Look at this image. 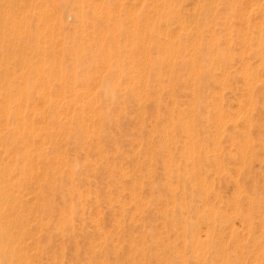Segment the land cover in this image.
Masks as SVG:
<instances>
[{
  "label": "bare ground",
  "instance_id": "1",
  "mask_svg": "<svg viewBox=\"0 0 264 264\" xmlns=\"http://www.w3.org/2000/svg\"><path fill=\"white\" fill-rule=\"evenodd\" d=\"M43 1H45V0H43ZM86 1L87 0H49L48 3L45 4L46 9H44V10L49 9L52 6L53 8L56 9V11H60L68 5H77L76 12L73 13L74 14L73 19L77 23L75 24V28L73 30H74L76 39L79 40V43H78V45H75L73 42L65 40L66 34H63V37H62V39H63V41H62V45H63L62 47L63 48L62 49L63 50L60 54H59V52H57L58 54L56 55V53H54L53 50H51L52 49L51 46H49V47L44 46L43 47V46H41V42L42 41L43 42H45V41H48V42L53 41L54 42V41L59 40V37L57 35L59 33H61L65 28V26L63 24L64 17H62V16L53 17V16H55V14H52V13L51 14L53 16L48 17V16H46L48 14L47 13L48 10L46 12L42 10L43 12L46 13V14L44 13V15L40 18V20L43 23L42 26L43 27L44 26L49 27V30L47 32H45L44 30H43L44 32H41L40 28H42V27H40L39 23H37L35 21V17H33V12L31 11L30 7L27 9L28 12L26 14L25 13L21 14L19 12V10L20 9L22 10L24 7L20 6V4L18 3V0H0V14H1V17H0V72H2V75L4 76V81H3L2 85L0 86V98H1L0 99V113H1L0 114V117H1L0 118V120H1L0 121V144L4 147V150L7 151L11 156H15V157H17L16 160L21 161V164L18 166L19 174L25 172L24 169H25V166L27 163H34L35 165L42 163L44 165V169H43V171H42V173L38 179V180H40L39 189L41 190V195H42V202H40L38 205L42 208V211L44 213H47L48 218L45 221L39 222V223H41L40 227L42 225V228L45 231V233H43V234L41 233L42 235L39 236V242H41L44 246L52 249L53 250V252H52L53 256H49L47 258V260L43 261L41 264H62V262H60V260L65 261L66 257L69 258V264H80V260L82 262L84 261L85 250L81 244H78L77 248L75 247L74 251L72 250V247H73L72 244L74 243V240L76 239V234H74L72 231L75 230L76 228L80 229L81 234L80 235L78 234L79 235L78 239H80L81 241L83 239V241H85L84 239L89 234V227H93V228L95 227V225L94 226L92 225L94 223H91V224L89 222L87 223L88 216L91 213H89V215H88L89 209L87 210L86 205H94L95 202H98L99 199L96 197H95L96 199H94L92 196H90V191H85L86 188L82 189L76 183L75 179L77 177H80L79 175L84 173L83 171H81L82 170L81 167L84 166L85 168L87 167V169L85 171L86 176H84L83 180L85 183H90V181H91L90 176H94V177L100 176L103 173L104 168H107V165L110 164V159L108 158L109 156L105 157L103 153H100V156L103 159L101 162L102 166H100V165L99 166H97V165L93 166L91 164H88V162H86L85 160L82 159L83 157L86 158V156H88L86 154V148H85L86 146L85 145H86L87 139L89 137H94L92 135H97L96 137L98 140H100V139L103 140L105 138H108V140H110V141H115L119 137H120L119 138V140H120L121 139V135H119L120 132L115 133L114 131H108L107 127L112 122H117L120 125L125 124L128 116H129L128 111L130 110V108H133L134 110H136L138 112V114L141 116V118L144 121V128L147 130L146 127H148V128L150 127V129H151L150 132H152L153 136L155 137V139L152 137V139L147 142V146H148L147 148H150L149 150L151 152L153 150L152 159L154 161L155 166L154 167H149V166H145V165L143 166V164H142L143 161H141V164H142L141 169L144 172V174L146 175V177L142 178V179L137 178V181H135L134 183L131 182L134 185V186L132 184H131L132 186L130 185V187H133L131 189V191H130V189H128L129 185H127L130 183H127V184L120 183V181L117 180L115 175L113 173L109 172L110 174L108 175V178H109L110 184H106V185H112L113 188H115L119 191L120 190L126 191V192L129 191L130 195H127V196L129 197L128 199H131V202L127 201V198H126L125 201H127L128 204H127V202H125V203L122 202L124 205L122 207L120 206L121 207V209L119 208L120 210H117V209L112 208V207H110L107 210H109L110 213H111V211H115L116 215L118 212V216L121 215V217L124 216V217H126V219H129L130 217H133L136 213L144 211V208L148 207L147 203H149L151 201L156 200L154 203H150V204H154L156 206L155 208L157 209L158 206L156 205V202H157V199H160L162 201V206H161L159 212H160V214L164 215V217H165V219H164V217L161 216L163 218L162 223H164V224H162V225L165 226V231H161L159 229L161 227L155 229L154 226H150L147 231L144 229L146 231V233H145L146 236H149V237L152 236V237H150L151 240L149 237H148L149 239L145 237L146 239L144 240L143 243H146L149 240L153 241V238H154V241H156L157 238L160 241H163L162 239H166V241H165L166 244H164V243H162V244L164 245L165 249L166 248L167 249L164 251V254L159 257L151 251V248L149 247L150 243H147L146 246L140 244L141 245L140 249H137L139 254L147 260L148 259L154 260V261L159 260L160 263H158V264H172V261L175 262L176 264H177V262L179 264H188V262L192 259H194V261L198 262L199 264H215V263L218 264L219 259H215L216 260L215 263H214V261H212L210 259L211 255L213 253L215 255L220 250V246H218L215 250H212V251H210V249H209V246L215 245V240L212 238V236L210 234V233H212L213 230H210V228L216 229L219 227H223L225 225V223H228L231 225V227H229L230 228L229 232H231V230H232V235H233V234H236V232H237V228H236L237 226H235V223L234 224H232V223L235 221V219L237 217L244 219V220L248 221V224L253 225L255 222H257V218H258L257 215H259V217H261L260 215L263 214V216L261 217V221L258 223L261 224V226H259V227H262L261 229H263V231H264V193L262 191V189H264L263 188L264 185H262L263 180H264V177H263L264 176L263 175L264 174V163H261V162H260V164L258 163L260 160H262L261 159V154H262L261 152L264 151V86H263V89H262V87L259 88L257 85L258 80H257L255 71L253 69H251L250 66L245 65V63H241L242 65L243 64L245 65V73H244L245 75L244 74H242V75H244V83L246 85L245 87H247L246 89L248 90V93H247L248 96H247V100H246V104H245L246 107H244V108L251 110L250 107L251 108L254 107L257 110L256 113H258V115H255L253 113L250 114V112L248 114L247 113L248 111L245 110L246 113L248 114L247 117L245 116L246 117V119H245L246 124L244 126L246 129H243L241 132H239V129L237 127L240 125L239 123L242 121H239V123H238L239 125H235L236 124L235 123L236 121H235L234 125L237 128L236 132H238L239 134L237 136L236 135L234 136L229 132L231 130H233V132H234V129L229 128V127H231L230 126L231 121L229 122L230 123V125H229V123H227L228 119H226V117L228 115H230V113H228L227 116L225 115L227 113V111H226V113H224L225 112V109L223 107L224 105H221V102L217 103V101H216V103H215L213 100L208 101V92H206V90L209 87V85L211 86V83H212V82H210L211 81L210 79L208 80V78L205 77V75H208V73L210 72V69H206V67H208V65L206 67L204 65H200V66L196 65V64H198L196 62H199V61L195 62L193 59H191V55L193 53H190L191 52L190 51L189 52L190 59L188 61H186L184 64L185 68L187 70L186 71L187 74H183V75H185V76L187 75V81L190 80L191 83L194 85V89L193 90L190 89V91H193V95L196 97V101L195 102L193 101L194 103L192 104V106L190 108H185L186 104L184 107L178 101V97L180 98V96L176 95V93L179 92V91H177L178 87H172L169 82H168V84L162 83V78H163L164 72L167 73V69H170L172 72L174 71L173 74H175L177 72L176 71L177 69L175 70L173 65H172L173 63H175V62L172 63V61L174 59L169 58V59H172V60H170L172 64L169 63L170 61H167V63H166L167 58H166V60H164V59H161L162 57L161 58L154 57L149 52V48H148L149 43H147V39L149 36L148 34H150V37L155 38L157 36V32L158 31L160 32L159 28L157 29V27H156L157 25H156L155 20L152 19L153 17L152 18L150 17V13H149L148 14L149 17L148 16L146 17L144 15L146 18H145L143 23L141 22L142 26L137 25L138 27L142 28V31L145 30L148 33V34H146L147 36L145 35V37H147V39L144 36L141 37V34H140L141 31H139V33H136L135 31H131L130 29L128 31L125 23L123 24V20L120 18H114L113 21H110L107 24L105 23L106 25H104V26H106L107 31H110L113 28L114 29L119 28L120 30L124 29V31L127 34H129V38L132 40L134 50L135 51L137 50L136 53H141L140 58L135 57V56L132 57V66L134 67V71L139 72V71L144 70V69L149 71V68L151 70H153L154 73L161 80V81L159 80L160 81L159 82V88H161V90H164V91L169 93V96H170L169 99H171L170 104H172V105L168 104V106H167L166 104H164L162 102L163 99L161 100L158 95L156 97H153V95L150 97L151 93L149 90V83H147L149 81L147 79H141L140 82H137V81H135L136 77H134V75H131L129 73V70H126L123 67L121 69H118L117 67H114V65H112L113 63L108 62L107 60L110 59L108 57L111 56L113 53H112L111 48L105 49L106 47H104V44H100V46L103 47V49H104V52L100 56L102 57V59H106L105 60L106 66L109 70V73L111 75H114L115 73L117 74L120 72H125L126 74L129 75V78H131V80H132V83L129 86V96H130L129 105H128V103H127V105L124 104L118 110H116L115 107L110 106V104H112L118 98V93L116 92L115 83L109 77H106V79L104 78L103 82L99 85L98 89H96L97 90V101L100 102L99 105L93 106L94 101L91 98H92V96L94 97V95H91L89 91H88V94H87L85 100L83 99L82 96H81L82 98L78 99L77 95H78V91H80V89H76V87L74 86V84L82 81L81 76L79 77V68L78 67L81 66L82 64H84V62L88 58H98L99 57L98 53L91 52V51H89V55H88L86 50H89L90 43H87L88 41H84V39L82 38L83 37V35H82L83 25L85 22H87V13L84 9V6H85L84 3ZM200 1H202V0H200ZM209 1L211 2V0H209ZM240 1H238V3ZM45 2H47V0ZM141 2H143V0H141ZM198 2L196 3V5H198ZM207 2H208L207 0H206V2L203 0V3L200 4V9H201L200 12L203 15L202 17L205 18V17H211L212 16L214 19V16H213V11H214L213 7L214 6H212L211 3L215 2V1L212 0L211 3H207ZM224 2H226V4H228V5L235 3L234 0H224ZM155 3H156V6H154V7H157L158 3L156 2V0H155ZM221 3L223 4V2H221ZM145 5H147V4H145ZM223 5H225V3ZM240 5H242V3L239 4V6ZM233 6H234V4L231 7H233ZM263 6H264V4H263ZM159 7H161V6H159ZM171 7H173V6H171ZM198 8H199V6H198ZM227 8H229V6ZM244 8H245V6H244ZM24 9H26V8H24ZM155 9H157V8H155ZM157 10L160 12V15L163 16L165 20H166V17H170L172 15V13H171L172 10L170 11V9H168V8L166 10H160V8ZM180 10H182V9H180ZM130 12H128V13L130 15L129 18L131 19V21H134L136 18L137 19L139 18V17L133 18V16L130 14ZM180 12H181L180 14H182V11H180ZM242 12L243 11H241V13ZM253 12H251V13H253ZM105 13H107V12L105 11ZM153 13H154V11H153ZM254 13H256V11ZM262 13H264V11ZM63 14H64V12H63ZM48 15H50V14H48ZM107 15H105L106 18H107ZM156 15H158V14H155L154 17H156ZM101 16H103V15H101ZM249 19H250V17H249ZM177 20H179V19H177ZM181 20H179V21H181ZM205 20H206V18H205ZM138 21L139 20H137V22ZM140 21H141V19H140ZM142 21H143V19H142ZM156 21H158V20H156ZM262 21H263V19H262ZM259 22L261 24V21H259ZM246 25L247 24H245V26ZM196 26H197L196 30H193V32H192V30H190V33L192 32V35H194L195 38L198 37V39H199V33L201 32L200 30L203 29V27L205 26V23L202 20H198L196 22ZM226 26L227 25H225V27ZM245 26H244V28H246V29L248 27L249 28L251 27V26H246V27ZM133 27H135V26H133ZM184 27L185 26H183V29L185 30L186 27L185 28ZM57 28H58V32H57ZM259 28L257 25V29H259V31H258V34L255 33L257 35L256 52L261 57H264V25H263V27H259ZM135 29L138 30L139 28L135 27ZM229 29H230V27H229ZM236 29H238V28H236ZM250 29L252 30V28H250ZM215 30H217V29H215ZM223 30H224V28H223ZM241 30H243V29H241ZM100 31H102L103 34L105 33L104 32L105 30H103V29H99V32ZM145 31H143V32H145ZM254 31L255 30H253L252 32L250 31V32L253 34ZM178 32L179 31H175V33H177V34H178ZM217 32L220 33L218 30H217ZM255 32H257V31H255ZM169 33H167V34L169 36L171 35V38H172L173 33L172 34H169ZM225 33H227V32H225ZM235 33L237 34L236 38H238L239 37L238 33L237 32H235ZM241 33H243V32H241ZM231 34H232V32L229 34L230 35L229 37H231V39H232V35L234 36L235 34H232V35ZM216 35L219 36L218 34H216ZM220 35H221V33H220ZM239 35H241L242 37L244 36V38H247V35H242V34H239ZM202 36L203 35H201V38H202ZM211 36H212V32H211ZM87 37L88 36H86L85 38H87ZM204 37H206V36L204 35ZM219 37H217V38H219ZM226 37H228V35ZM229 37H228V39H229ZM41 38H43V39L41 40ZM207 38L208 37H206V39ZM212 38H211V40H213ZM215 38H216V36H215ZM244 38H243V41L245 42ZM188 39H187V41H188ZM198 39L196 41L197 42L196 44L194 43V41L193 42L191 41V42L194 43L195 45H198V41H199ZM235 39H234V43H236ZM239 39H240V37H239ZM239 39L236 41H239V43H240ZM251 39H250V41H251ZM176 40H178V39H176ZM194 40H196V39H194ZM208 40H210V39L208 38ZM219 40L220 39H218V41ZM225 40L227 42V38ZM204 41H205V39L203 40V42ZM160 42H162V41H160ZM180 42H181V40H180ZM220 42H221V40H220ZM246 42H248V41H246ZM170 43H171V40H170ZM241 43H242V40H241ZM162 44H163V42H162ZM187 44H188V42H187ZM187 44L185 46H187ZM211 44H212V42H211ZM215 44H217V43H215ZM221 44L225 45L223 43H221ZM236 44H238V42ZM171 45H174V42H172ZM116 46H118V45H116ZM157 46L160 49L162 48L161 50H163L164 54L168 53V55L170 53L172 54V49L174 48V46H171L168 48V46H170V45L164 46V45H161V43L157 44ZM191 46H192L191 48L193 49V44ZM205 46H207V45L205 44ZM241 46H242V44H241ZM250 46H252V45L250 44ZM194 47H196V46H194ZM231 47L233 48V46H231ZM202 48H204V47H202ZM174 49L176 50V47ZM220 49H219V52H222V51H220ZM246 49H247V47L245 46V50ZM31 50L38 51L40 56L42 55L43 58L41 56L42 59H39V61H33L32 60L33 57L31 58V56L28 55V51H31ZM71 50H73V51H71ZM207 50H206V52H207ZM242 50L243 49H241L240 51H242ZM68 51L73 54V65H74L73 67L69 66L66 63V57H67L66 54H69ZM196 51H194V53ZM201 51H204V50L202 49ZM232 51L234 53H236L234 51V49ZM213 52H214V50H213ZM174 53L175 52H173V55H174ZM238 53H239V51H238ZM240 54L242 55V52ZM247 54H248V52H247ZM221 55L225 58L224 54L221 53ZM206 56H208V55H206ZM206 56H205V58H206ZM38 57H39V55H38ZM199 57H201V55ZM199 57H198V60H199ZM247 58H249V57H247ZM247 58L245 57V59H247ZM250 58L251 59L253 58L252 54H251ZM10 59H13L18 64L19 67L18 68L17 67L12 68V66H11V68H12L11 69L9 66V63H8L10 61ZM229 60H231V59H229ZM253 60H255V59L253 58ZM224 61H226V58L224 59ZM235 61H236V59H235ZM245 61H247V60H245ZM245 61H243V62H245ZM255 61L258 62L260 60H258V61L255 60ZM181 62L177 61L178 65L176 63L175 64L179 67V65H180L179 63H181ZM225 63H227V62H225ZM230 65H232V64L230 63ZM256 65H254V67H256ZM217 66H218V64H217ZM222 66H223V63H222ZM252 66H253V64H252ZM212 67H214V66L212 65ZM224 67H225V65L223 66L222 69L226 70L225 69L226 67L225 68ZM233 67H235V66H233ZM217 69H218V67H217ZM243 69H244V67H243ZM243 71L242 72L240 71V72L243 73ZM215 72H217V71H215ZM214 73H212V74H214ZM143 76L144 75L142 74V77ZM176 76L174 77V75H173L172 79L170 78V80L177 81L178 83H180V81H183L182 79H180L181 76H178V73ZM216 76H217V74H216ZM258 77H260V75ZM53 79L59 80L58 84H60L61 86H64V87L69 86L70 87L69 88L70 90H68V92L70 91V94L68 95V98H67L66 103L64 105L69 104L71 101H74V100H75V102L77 101V103H78V101L81 100L80 101V109H79V112L77 113V115H75V116L71 115L70 117H67V121H65V122L62 121L58 117V114H57L58 113V110H57L58 106H56L57 105L56 103L59 104V100L61 98L59 99L58 97H55L57 95L52 94ZM216 79L214 77V80H216ZM220 79H222V78H220ZM258 79H260V78H258ZM99 81H101V77H100ZM220 81H221L220 83H222V80H220ZM126 82H127V80H126ZM177 82H176V86H179V84L177 85ZM215 82H217V81H215ZM192 84H190V85H192ZM220 86H221V88L224 89V87H223L224 85L222 86V84H220ZM183 87H184V85H183ZM94 88H96V87H94ZM94 88L91 89L92 92H93ZM159 88H158V90H159ZM60 89H62V88H60ZM71 89L73 91H71ZM260 89H262V90H260ZM120 90H122V88ZM216 90H218V87L216 88ZM212 91L214 92V88ZM35 92H37V94L41 98L43 104L46 106H49L51 108V112L48 115H46V113H43L42 110L40 112L37 108L38 106L33 104V95ZM56 92H57V89H56ZM84 92H86V91H84ZM158 92L159 91H157V93ZM211 92H210V94H211ZM215 93H217V92H215ZM89 94L91 96H89ZM178 94H180V92ZM191 95H192V92H191ZM193 95H192V97H193ZM218 95L220 97L218 96L217 98H222L221 97L222 91ZM223 97H224V94H223ZM238 99H240V98H238ZM216 100H218V99H216ZM221 100H219V101H221ZM240 100H242L241 102H243V99H240ZM62 102H65V101H62ZM184 102H185V100H184ZM101 103L106 104L105 108H103ZM243 103H245V102H243ZM223 104H224V102H223ZM44 105H42L39 108H42ZM91 109H92V111H94V115L98 119L97 120L98 126L96 125V127L90 128V126H88V125H90V123H92V121L90 123L87 122V120H88L87 117H89L87 115V113H88L87 111H89ZM60 110L63 112L62 108ZM239 110H241V109H239ZM210 112L213 113V115H214L213 119L215 118L214 121H216L215 125L217 126V128H216V126H215V128L219 132V133L217 132L218 133L217 137H219V134L220 135L222 134V136H224L228 132L231 134L232 138H230V136H229L228 139L229 140L233 139V140H231V142L234 141L236 143L235 145L237 147V151H236V154H235V152H233V153H234V155H237L238 160H240V161H238L236 159V161L241 162L240 163L241 165L238 169V172L236 171L237 174H239V176H240L239 177L237 175L238 176V179L236 180L237 184H235V186L238 185V187L236 186V188H234L235 190L232 187L233 191H231V193L229 191H227L228 193H230L229 195H226L225 194L226 192L224 193L221 189L224 179L220 180L219 177H213L211 174H209L211 177L208 174L203 175V172H210L211 170H214V168H215V170L217 169V171H219L220 169H223V166L225 165L226 159L229 156H231L225 152L224 148H222V146H223V147L227 148V150H228V147H226V142L228 139L226 137H224V140L227 139L226 142L224 143L223 140H220L223 142V144H222V142H219L222 144V146L221 145L217 146V145H215V143L218 140L216 137H215V140L216 139L217 140H216V142L212 141V142H214V144H213L211 141H209L212 137L205 139L207 134H205V137L202 136V134L205 133L207 128L206 129L204 128L205 130L202 128L204 130V132L202 130H201L202 132L199 131V129L197 128V126H199V124L205 123V122H207L208 125L210 126L209 123L213 122V120H211V115H209ZM67 113H68V111H67ZM242 113H244V112L242 111ZM254 113H255V111H254ZM202 114H203V116H202ZM91 115H92V113H91ZM239 115H240V113H239ZM239 115H237V117ZM231 116H233V114ZM37 117L44 119L41 124H39V119H36ZM96 117H94V118L96 119ZM234 117H233V120H235ZM129 118H130V116H129ZM149 118H150V120H149ZM151 119L153 121H151ZM165 119L167 120V123L165 122L166 124L164 123ZM90 120H92V119H90ZM208 125L206 124V126H208ZM228 125H229V127H228ZM200 126H203V125L201 124ZM213 126H214V124H213ZM4 128L6 129L7 133L4 132V130H3ZM93 128H95L96 130H94ZM210 128H211V126H210ZM227 128H229V129H227ZM233 128H235V127H233ZM146 130H144V132ZM213 130H215V129H213ZM213 130L211 128L212 132H213ZM211 131H209V132L206 131V132L212 133ZM152 133H151V135H152ZM173 134H178L176 136L182 137V139L179 140V143L178 142L177 143L182 144V143H180V141H183V145H184L183 151L182 150L176 151L178 146L175 147V145H174L175 143L173 142V140H174L173 136H175V135H173ZM213 134L217 135L216 133H213ZM59 135L65 137L69 141L71 140L72 142H74L77 145V148L79 147V150H80L79 153H75V154H73L72 157H70L68 155V150L62 149V146H59L57 144V137ZM207 137H209V135ZM177 138H180V137H176V139ZM229 140H228V142H229ZM36 142H38V144L36 146V150L34 149V152H36L37 158L33 157V158H36V160L34 162H32L31 160H32L33 151L31 150L30 146L35 144ZM175 142H176V140H175ZM207 142H208V145H207L208 150L209 151L211 150L214 153V156H212L213 160L211 162H210L211 158H209V156H208V158H209V160H208L207 157L205 156L206 146L204 147V144H206ZM224 144H225V146H224ZM232 144H233V142H232ZM256 145L259 146V148H256ZM115 147H116V145H115ZM180 147H181V145H180ZM236 147H235V149H236ZM209 148H211V149H209ZM2 150H3V148H2ZM99 150H100V148L98 149V151ZM230 150H231L230 152H232V148ZM134 151H136V150H134ZM180 151H182V152H180ZM209 151H207V152H209ZM2 152H0V153L2 154ZM50 152H53L52 153L53 154L52 155L53 160H50V158H51V155L49 156ZM137 152H139V151H137ZM160 152H162V153L165 152L166 156L169 157V159L166 160L163 157L162 153H161L162 156L159 154ZM176 152H180V153L176 154ZM213 153H211V154L213 155ZM233 153H231V154H233ZM136 156H137V154H136ZM136 156H134V157H136ZM263 156H262V158H263ZM6 157H7V155H6ZM130 158H131V156H130ZM13 159H14V157H13ZM137 159H139V156ZM234 159L235 158H232L233 161H234ZM3 160L4 159H2V157L0 155V264H29L30 259L28 260V258L26 256L29 255L30 253L28 250L27 251L29 254H26V255H24L23 252H21L22 246H21L20 241L22 239L19 240V236H18L19 232L17 235H15L14 231H16V230L14 229L13 233L11 231L12 230L11 226L13 223L20 227V225H23V220H24L21 216H18L17 214L15 215V204H14V202L17 203L18 200L14 196V192H18L15 190H17V188L20 185H19L18 180H17V182H15V180H13V177H15V176L13 173H12L13 177L11 175V171H10L11 166L9 167L8 166L9 164L7 165V163L3 162ZM148 160H151V159H148ZM51 161L52 162L54 161V164ZM144 163L146 164V162H144ZM134 164H136V163H134ZM237 164L235 166H238ZM226 165L228 166L229 164H226ZM256 165L257 166L260 165L262 167V168L260 167V169L263 171V173L261 175L262 177L260 176L261 173L259 174V177H257L258 173H256V172H262V171L258 170L259 167L257 168L258 171H256V167H257ZM230 166H232V165H230ZM230 166H229V169H230ZM212 167H213V169H212ZM225 168L227 169V167H225ZM229 169H227V171ZM232 169L233 168L231 167V170ZM223 171L220 170L217 173L221 174ZM122 173L124 174V172H122ZM210 173L213 174L215 172L212 171ZM217 173H215V174L217 175ZM223 173L225 174L226 172H223ZM231 173H232V171H231ZM231 173H229V171H228V174L231 175ZM228 174H227V176H228ZM233 174H234V172H233ZM217 176H220V175H217ZM231 176L234 177L233 175H231ZM134 178H132V179L130 178L131 180L129 179V182L132 180L134 181ZM121 181L128 182V179H127V181H125V180H121ZM230 181H234V180H232V178H231V180H229L228 182H230ZM236 181H234V183ZM229 185H231V183ZM15 186H18V187L14 188ZM25 188H27V187H25ZM22 189H24V188H22ZM241 189H243L247 193L246 198H245V199H247L246 200L247 201L246 206H244L242 204L243 201L241 202V198L243 197V196L240 197L242 195ZM13 190H14V192H13ZM139 190H146V191H144L145 195H143V192H141L140 195L137 197ZM20 191L21 190H19V192ZM108 196H110V195H108ZM23 200H25V199H23ZM110 200H112V199H110ZM242 200H244V199H242ZM244 202H245V200H244ZM27 203L28 202H26V205H27ZM220 203H222V204H220ZM222 205H224L225 208H223ZM28 207L29 206L27 205L25 207V209ZM257 207L263 208L261 210L260 214L259 213L256 214V212H257L256 208ZM31 208H33V207H31ZM139 208H142V209L140 210ZM148 209L149 208H147V210ZM27 210L28 209H26V211H24V212H27ZM34 211H36V210H34ZM96 213H97V210L94 213V216L96 215ZM38 214H39V212H38ZM38 214H36V215L38 216ZM140 214H139V216H140ZM157 214H158V211L156 210L154 215L153 216L151 215V216L153 218H158ZM25 215H27V214H25ZM148 215L144 214L143 218H141L139 216L138 217L142 220L144 219L145 221H147L151 217V216L149 217ZM10 216H11V218H9ZM96 216H98V215H96ZM105 216H106V213L100 215L99 219L103 220V222H104ZM113 217H115V216L113 215ZM113 217H112L113 220L116 219V217L115 218H113ZM25 218H27V217H25ZM93 218H95V217H93ZM136 218H137V216H136ZM96 219H97V217L95 218V220ZM112 219H111V221H112ZM135 219H134V221H135ZM140 219H139V221H142ZM200 219L203 221L204 220L207 221L209 224L208 225L209 229L205 233L204 236L201 235L200 232L195 229L196 222L198 223V220H200ZM121 220H123V219H121ZM130 220H133V219H130ZM38 221L39 220H37L36 223ZM96 222H98V221H96ZM117 222L119 223L120 221L117 220ZM141 223L142 222H140V227L142 226ZM28 224H29V222H28ZM88 224L92 225V226L87 227ZM97 224H99V223H97ZM129 224H132V222L131 223L129 222ZM137 224H139V223H137ZM36 225L38 226V224H36ZM113 225H115V224H113ZM136 226L139 227L138 225H135V227L133 229L134 231H135ZM128 227L131 228L130 225ZM109 228H111V227H109ZM19 229L20 228H17L18 231H19ZM38 230H39V228L37 229V233H38ZM40 230H41V228H40ZM95 230H97V229H95ZM165 232L168 233V235L165 238H163L164 235H166V234H164ZM142 233L144 235V231ZM28 234H29V232H28ZM157 234H158V236L156 237ZM161 234H163V235H161ZM171 234L174 236H178V238H180L181 241L179 240L180 242H178V240H177V242L175 243L176 239L173 241V239L170 238ZM34 235H36V234H34ZM101 235H103V234L99 235V233H98V236H100V238L102 239ZM127 235H129V234H127ZM140 235H138L139 238H140ZM21 236H22V234H21ZM28 237H30V236H28ZM135 237L136 236H134V238ZM142 237H144V236H142ZM36 238H37V236H36ZM36 238L34 237V240H36ZM127 238L128 237H125V239H127ZM232 238H234V237H232ZM95 239H93V240H95ZM109 239H114V238H109ZM128 239H127V244L126 243H124L126 245L123 244V247L125 246L126 249L124 247L125 250L121 254H119V252L114 251L115 250V246L113 245L114 240H113V243H111L112 242L111 240H109V241H107V243H105V249H106L105 251H106L107 256L111 257V259L112 258L117 259L116 261H114V264H129V254L133 250L131 247L129 248L130 242ZM136 239H137V237L135 238V240ZM141 239H143V238H141ZM230 239H231V236H230ZM80 240H79V242H80ZM103 241H104V239H103ZM103 241H100L101 245H102ZM35 242H37V241H35ZM92 242H95V241H92ZM235 242H238V239H235L234 243ZM117 243L120 244V241H117ZM117 243L115 242V245ZM177 243H180V245L182 246L184 251L185 250L188 251L189 254H186V253L179 254L178 248L181 246H179V244L177 245ZM229 243H231V242H229ZM94 244L95 243H93L92 246H94ZM235 244H237V243H235ZM20 246H21V248H20ZM228 247H229V245H228ZM234 247L237 249L239 248L237 245L233 244V248H232V246H231V248L234 249ZM23 248H25V247H23ZM94 248H97V247H94ZM38 250H39V248H38ZM93 252H94V250H93ZM37 254H35V255L37 256ZM97 256L98 255L92 254V258L90 259L91 264H95ZM234 258L235 257L232 255L228 256V259L231 261L230 264H235L236 260ZM168 259H170V260L168 261ZM32 261L34 262V260H32ZM254 261H256V260H254ZM101 263H104V262H101ZM239 263H240V260H238V264ZM250 263H251V261H250ZM256 263H258V262H255L253 264H256ZM109 264H113V262L110 261Z\"/></svg>",
  "mask_w": 264,
  "mask_h": 264
},
{
  "label": "rangeland",
  "instance_id": "2",
  "mask_svg": "<svg viewBox=\"0 0 264 264\" xmlns=\"http://www.w3.org/2000/svg\"><path fill=\"white\" fill-rule=\"evenodd\" d=\"M45 1H43V0H18V3L20 4V6H23L24 8H26V9H24L22 7L24 10L23 9L22 10L20 9L19 12L21 14H24V13L26 14L28 12L27 9L30 7L31 8V11L33 12V17H35V21L37 23H39L40 27H42V28H40L41 29V32H44V31L47 32L49 30V27H45V26L43 27L42 26L43 23L40 20V18L44 15V13L47 10H48L47 13L50 14V15H48V14L46 15L48 17H50V16L52 17L53 16L52 14H55V16H53V17H59V16L64 17L63 24H64L65 28H64V30L61 33H59L57 35L59 37V40L54 41V42L53 41H50V42H48V41L43 42L42 41L41 42V46H43V47L44 46H48V47L51 46V48H52L51 50H53V52L56 53V55H57L58 54L57 52H59V54H60L62 52V50H63L62 49L63 48L62 47L63 46L62 45V41H63L62 37H63V34H66L65 40L70 41V42H73L75 45H78V43H79V40L76 39L74 30H73L75 28V24L77 23L73 19V17H74V14L73 13L76 12L77 5H68L65 8H63L62 10H60V11H56V9L53 8L52 6L49 9L44 10V9H46L45 8V4L48 3L49 0H47V2H45ZM204 1L206 2V0H204ZM207 1H208L207 3H211L212 2V0H211V2L209 0H207ZM213 1H215V2H212L211 5L214 6L213 7V10H214L213 11L214 19L211 16V17H205L206 18V20H205V18L202 17L203 15L200 12L201 11L200 4L203 3V0L202 1H200V0H156V2L158 3L157 4V7H154V6H156L155 0H143V2H141V0H105V1L104 0H87L84 3L85 4L84 9H85V11L87 13V22H85L84 25H83V33H82L83 37L82 38L84 39V41H88L87 43H90L89 50H86V52L88 53V55H89V51H91V52L98 53L99 54V57L98 58H88L84 62V64H82L81 66L78 67L79 68V77L81 76V78H82V81L74 84V86L76 87V89H80V91H78V95H77L78 96V99L83 97V99L85 100L86 99V96L88 94V91H89L91 95H94V97L92 96V98H91L94 101L93 102L94 103L93 106L99 105L100 102L97 101V90L96 89H98L99 85L103 82L104 78L106 79V77H109L115 83L116 92L118 93V98L112 104H110V106L111 107H115L116 110H118L124 104L127 105V103H128V105H129V99H130V96H129V86L131 85L132 80H131V78H129V75L126 74L125 72H120L119 71L120 73H117V74L115 73L114 75H111L109 73V70H108V68L106 66V61H105L106 59H102V57L100 56L104 52V49H103V47L100 46V44H104V47H106L105 49L111 48L112 53H113L111 55L112 57L111 56L108 57V58H110L109 60H107L108 62L113 63L112 65H114V67H117L118 69H121L123 67L126 70H129V73L131 75H134V77L137 78V79L135 78V81H137V82H140L141 79H147L149 81L147 83H149V90H150V93H151L150 97L152 95H153V97H156L158 95L161 100L163 99L162 102L164 104H166L167 106H168V104L169 105H172V104H170L171 99H169V97H170L169 96V93L166 92V91H164V90H161V88H159V82L161 80L154 73L153 70H151L149 68V71L146 70V69L141 70L139 72L134 71V67L132 66V57L135 56V57L140 58L141 53H136L137 50L136 51L134 50L132 40L129 38V34H127L124 31V29H121L120 30L119 28H116V29L113 28L112 30L107 31L106 30V26H104L108 22L113 21L114 18H120V19L123 20V24L125 23L126 28H127L128 31H129V29L131 31H135L136 33H139V31H141L140 32L141 37L142 36L145 37V35L148 34V33L145 30H143V31H145V32H143L142 31V28L141 27H138L137 25L142 26V23L144 22L145 18L150 13V17L151 18L153 17L152 19H154L155 22H156L157 29L159 28V30H160V32L159 31L157 32V36L155 38L154 37H150V34H148L149 35L148 36V39H147V37H145L147 39V43H149L148 48H149L150 54L152 56H154V57H159V58L162 57L161 59H164V60H166V58H167L166 63H167V61L172 60V59H169V58H173L174 60L172 61V63L175 62L177 65H178L177 61H179V62L182 61L181 63H179L180 64L179 67L175 63L172 64L171 61L169 63L173 65V67H174L175 70L177 69L176 70L177 72L175 71L176 72L175 74L177 75V73H178V76H181L180 79H182L183 81H180V83H178L177 81L170 80V78L172 79L173 75H174V77L176 75L173 74L174 71L172 72L170 69H167V73L164 72V75H163V78H162V83L163 84H165V83L168 84V82H169L172 87H178L177 88V91L180 92V94H178L179 92L176 93L177 96H180V98L178 97V101L184 107H185V104H186V107L185 108H190L192 106V104L196 101V97L193 95V91H190V89L193 90L194 89V85L191 83V81L189 79H188L189 81H187V75L186 76L183 75V74H187V72H186L187 70H186L184 64H185L186 61H188L190 59L189 52L191 51L190 53H193L191 55V59H193L195 62L196 61H199V62H196V63H198L196 65H199V66L200 65H204L205 67L208 65V67H206V69H210V72L208 73V75H205V77L208 78V80L210 79L211 80L210 82L213 83V84L211 83V86L214 88V92L212 91L213 88L209 85V87L206 90V92H208V101L209 100H213L215 103L217 101V103L218 102L219 103L221 102V105H224L223 106L224 109H225V112L224 113H226V111H227V113L225 115L227 116V114L230 113V115H228L226 117V119H228L227 120V123H229L231 121L230 122L231 125L229 123V125L231 127H229V125H228V127L231 128V129H234V132H233V130H231L229 132L232 135H234V136L236 135L237 136L239 134L238 132H236L237 131V128L239 129V132H241L243 129H246L245 126H244L246 124L245 119L248 116L249 112H250V114L253 113L255 115H258V113H256L257 110L254 107H252V108L250 107L251 110L244 108V107H246L245 104H246V100H247V96H248V94H247L248 93V90L246 89L247 87H245L246 85L244 83L245 65L250 66L251 69H253L255 71L256 77H257V80H258L257 81L258 87L259 88L262 87V89H263V86H264V64H263L264 63V57H261L256 52V48H257V40H256L257 39V35L256 34H258V31L260 29L259 27H263V25H264V22H263L264 21V13H262L264 11V6H263L264 0H241V1L240 0H234L235 3H233L234 4L233 7H231L233 4L228 5V4H226V2H224V0H213ZM238 1H240V2L238 3ZM197 2H198V5H196ZM221 2H223V4L225 3V5H223ZM241 3H242V5L239 6V4H241ZM145 4H147V5H145ZM159 6H161V7H159ZM171 6H173V7H171ZM198 6H199V8H198ZM228 6H229V8H227ZM244 6H245V8H244ZM155 8H157V9L160 8V10H166L168 8V9H170V11L172 10L171 11V13H172L171 16L172 17L171 16L170 17H166V20H165L164 17L160 15V12L157 9H155ZM180 9H182V10H180ZM42 10L45 11V12H43ZM254 10L256 11V13H254L255 12ZM105 11L107 13H105ZM153 11H154L155 14H158V15H156V17H154L155 14L153 13ZM180 11H182V14H180L181 13ZM241 11H243L242 12L243 14L241 13ZM63 12H64V14H63ZM128 12H130V14L133 16V18L134 17H139V18L138 19L136 18L134 21H131V19L129 18L130 15H129ZM251 12H253V13H251ZM101 15H103V16H101ZM105 15H107V18H106ZM0 17H1V14H0ZM249 17H250L251 20L249 19ZM140 19H141V21H140ZM142 19H143V21H142ZM177 19H179V20L182 19L181 20L182 22L179 21V20H177ZM262 19H263V21H262ZM137 20H139V21L137 22ZM156 20H158V21H156ZM198 20H202L205 23V26L203 27V29L200 30L201 32L199 33V39H198V37L195 38V36L192 35L193 30H196V28H197L196 22ZM244 20L246 22L248 20L249 21L246 23ZM259 21H261V24H260ZM245 24H247L246 26H251L250 28H252V30L249 27L247 29L244 28ZM225 25H227V26L225 27ZM257 25H258V28L259 29H257ZM133 26H135L136 28H139V29L137 30ZM183 26L186 27V28L184 27L185 30L183 29ZM229 27H230V29H229ZM223 28H224V30H223ZM236 28H238V29H236ZM240 28L243 29V30H241ZM99 29L105 30L104 31L105 33L103 34L102 31L99 32ZM215 29H217L221 33V35ZM248 29L251 32L253 30H255L257 32L254 31L253 34H252ZM190 30H192L191 33H190ZM175 31H179L178 34L175 33ZM57 32H58V28H57ZM211 32H212V36H211ZM225 32H227V33H225ZM231 32H232V34H235L234 36L231 34L232 35V39H231V37H229L230 36L229 34ZM235 32L238 33V36L240 37V39H239V37L236 38L237 37L236 36L237 34ZM241 32H243V33H241ZM167 33H169V34H172L173 33L172 38H171V35L169 36ZM216 34H218L220 37L221 36L222 37L220 38ZM239 34L247 35V38H244V36L242 37ZM201 35H203L202 38H201ZM204 35L206 37H208L210 40L213 37L212 38L213 40L210 41V40H208V38L206 39V37H204ZM225 35L226 36L228 35L229 39ZM86 36H88V37L85 38ZM215 36H216V38L217 37H219V38L216 39ZM203 38L205 39L204 42H203V40H204ZM226 38H227V42L225 40ZM233 38L234 39L236 38L235 39V42L236 43L238 42V44L234 43V39ZM243 38L245 39V42L243 41ZM249 38L250 39L252 38L251 41H250ZM42 39L43 38H41V40ZM158 39L160 41H162L163 44ZM176 39H178V40H176ZM179 39L181 40V42H180ZM187 39H188V41H187ZM194 39H196V40H194ZM197 39L199 40L198 41V45H195L197 43L196 42ZM218 39H220L221 42H220V40L218 41ZM238 39L240 40V43H241V40H242V43H241L242 46L239 43V41H236ZM170 40H171V43H170ZM191 41L192 42L194 41L195 44L192 43ZM246 41H248V42H246ZM172 42H174V45H171ZM187 42H188V44H187ZM211 42H212V44H211ZM159 43H161V45H164V46L170 45V46H168V48L171 47V46H174V48L176 47V50L173 48L172 49V54L171 53L169 54L171 57L168 55V53H166V54L169 57L166 54L163 53V50H161L162 48L160 49L157 46V44H159ZM185 43L187 44L188 47L185 46L186 45ZM215 43H217V44H215ZM221 43H223L225 45H222ZM192 44H193V49L194 50L191 48L192 47L191 46ZM205 44L207 46H205ZM250 44L253 47L250 46ZM116 45H118V46H116ZM244 45L247 47L246 50H245V46ZM194 46H196V47H194ZM231 46H233V48ZM202 47H204V48H202ZM202 49L204 51H201ZM205 49L206 50L208 49L207 52H206ZM219 49L222 52H219ZM233 49H234V51L236 53H234L232 51ZM241 49H243V50L240 51ZM213 50H214V52H213ZM71 51H73V50H71ZM194 51H196V52L194 53ZM238 51H239V53H238ZM173 52H175L174 55H173ZM241 52H242V55L240 54ZM247 52H248V54H247ZM204 53L206 55H208L209 57L206 56ZM221 53L224 54V56L226 58V61H224L225 58L221 55ZM251 54H252V57L255 60H257V61L260 60V61L256 62L255 60H253V58L251 59L250 58L251 57ZM28 55L31 56V58L33 57L32 58L33 61H39V59H42L43 58L42 55H41L42 56V58H41L40 54L36 50L28 51ZM38 55H39V57H38ZM66 55H67V57H66V63L69 66L73 67L74 66L73 65V54L71 52H69V54H66ZM200 55H201L202 58L199 57ZM205 56H206V58H205ZM198 57H199V60H198ZM245 57L246 58L249 57V58L245 59ZM243 58L245 60H247V61H245ZM229 59H231V60H229ZM235 59H236V61H235ZM243 61H245V62H243ZM225 62H227V63H225ZM8 63H9L10 68H11V66H12V68H16V67L18 68L19 67L18 64L13 59H10V61ZM222 63H223V66L225 65L226 68L225 67L224 68L226 70L222 69L223 68ZM230 63L233 66H235V67H233L232 65H230ZM241 63H245V65L244 64L242 65ZM217 64H218V66H217ZM252 64H253V66H252ZM212 65L214 67H212ZM254 65H256V67H254ZM216 66L218 67V69H217ZM243 67H244V69H243ZM215 71H217V72H215ZM240 71L241 72L243 71V73H241ZM212 73H214L215 75L212 74ZM142 74L144 75L143 77H142ZM216 74H217V76H216ZM242 74H244V75H242ZM259 75H260V77H258ZM100 77H101V81H99L100 80ZM182 77L183 78L185 77V78L183 79ZM214 77H215V79L216 78L217 79L214 80ZM220 78H222V79H220ZM258 78H260V79H258ZM126 80H127V82H126ZM220 80H222V83H220L221 82ZM3 81H4V76L2 75V72H0V86L2 85ZM215 81H217V82H215ZM58 82H59V80L53 79L52 94L53 95H57L55 97H58L59 99L61 98L59 100V104L56 103L57 104L56 106H58L57 107V110H58V113L57 114H58V117L62 121L65 122V121H67V117H70L71 115H74V116L77 115V113L79 112V109H80V101L81 100H79L78 103H77V101L75 102V100H74V101H71L69 104L64 105L66 103V100L68 98V95L70 94V91L68 92V90H70L69 89L70 87L69 86H66V87L61 86L60 84H58ZM176 82H177V85L179 84V86H176ZM190 84H192V85H190ZM220 84H222V86L224 85L223 86L224 89L221 88ZM183 85H184V87H183ZM119 86L122 88V90H120L121 88ZM94 87H96V88H94ZM215 87L216 88L218 87V90H216ZM60 88H62V89H60ZM92 88L95 89V90L93 89V92L91 91ZM158 88H159V90H158ZM56 89H57V92H56ZM262 89H260V90H262ZM71 91H73V90L71 89ZM84 91H86V92H84ZM157 91H159V92L157 93ZM221 91H222V95H221L222 98H217L219 96L218 94H220ZM191 92H192L193 97L191 95ZM210 92H211V94H210ZM215 92H217V93H215ZM90 94H89V96H91ZM223 94H224V97H223ZM214 97L216 99H218V100H216ZM238 98L243 99V102H245V103L241 102L242 100H240ZM184 100H185V102H184ZM219 100H221V101H219ZM62 101H65V102H62ZM223 102H224V104H223ZM40 103L42 105H44L43 102H42V100H41V98L38 96L37 92H35L34 95H33V104H35L36 106H38L37 108H38V110L40 112L42 110L43 113H46V115H48L51 112V108L49 106H46V105H44L42 108H39V107L42 106ZM101 105L103 106V108H105V106H106L105 103H101ZM61 108H62L63 112L60 110ZM239 109H241V110H239ZM245 110L248 111L247 112L248 114L246 113ZM67 111H68V113L69 112L70 113L68 114ZM242 111L244 113H242ZM254 111H255V113H254ZM87 112H88L87 115L89 116V117H87V119H88L87 122L90 123L92 121V123H90V125H88V126H90V128L91 127H96V125L98 123V121H97L98 119L94 115V111H92V109H91V110H89ZM128 112H129L130 118L128 116L125 124L120 125L117 122H112L109 125L110 127L109 126L107 127V130L108 131H114L115 133H119L120 132V134H119V135H121V139L120 140H119L120 137L117 138V140H115V141H110V140H108V138H105L103 140H101V139L98 140L97 137H96L97 135H92L94 137H89L87 139V142H86V145H85L86 146L85 147L86 148V154L88 156H86V158L83 157L82 159L85 160L86 162H88V164H91L93 166H96V165L97 166H99V165L102 166L101 165V162H102L103 159L101 158L100 153H103L105 157H108L109 156L108 158L110 159V164L107 165V168H104L105 171L103 170V173L100 176H97V177L90 176V178H91L90 183H85L84 180H83L84 176H86L85 171L87 169V167L85 168L84 166L81 167L82 168L81 171H83L84 173L81 172L82 174L79 175L80 177H77L75 179L76 180V183L82 189H85L86 188L85 191H90V196H92L94 199H96V198L99 199L98 202H95L94 205H86L87 210L89 209L88 215H89V213H91L88 216L87 223L88 222L90 224L91 223H94L92 225L93 226L95 225L96 228L95 227L94 228L93 227H89V226H92V225H89V224L87 225V227H89V234L84 239L85 241H83V239H82V241L80 239H78L79 238V235L81 234L80 229L76 228L75 230L72 231L74 234H76V239L74 240V243L72 244V246H73L72 247V250L74 251L75 247L77 248L78 244H81L82 247L85 250L84 261L82 262L80 260V264H91L90 263V259L92 258V254H95V255H98L99 256V257L98 256L96 257L95 264H98V263L99 264H109L110 261H112L113 264H114V261H116L117 259L116 258H112L111 259V257H108L107 256L106 251H105L106 250L105 249V243H107V241H109V240L112 241V242L110 241L111 243H113V240H114V243H113V245L115 246V250L114 251L119 252V254H121L126 249L125 246H124L125 247V249H124L123 244L124 243L127 244V239L129 238L128 239L129 242H130L129 243V248L131 247L132 250H133L129 254V264H158V263H160L159 260H158L159 261L158 262L157 260L154 261V260H149V259L147 260V259L143 258V256H141L139 254V252L137 251V249H140V247H141L140 244L146 246L147 243H150L149 244L150 245L149 247L151 248V251L155 255H157L159 257L162 256L164 254V251L167 249V248L165 249L164 245L162 244V243L166 244V242H165L166 239H162L163 241H160L157 238V240H156L157 242H156V241H154V238H153V241H150L151 240L150 237H152V236L149 237V236H146V234H145L146 231L149 229L150 226H154L155 229L161 227L159 229L161 231H165V226L162 225V224H164V223H162L163 218L161 217V216L164 217V215L160 214V212H159L160 211V208L162 206V201L160 199H157V202H156V205L158 206L157 209L155 208L156 206L154 204H150V203H154L156 200L155 201H151V202L147 203V206L148 207H145L144 208V211H141L142 213L139 212V213H136L137 215L135 214L137 216V218L134 215L133 217H130L129 216L130 218L129 219H126V217H124V216H122V217H121V215L118 216V212H117V215H116L115 214V211H111V213H110L109 210H107L110 207L115 208L117 210H120L121 207L124 205L123 203H125L127 201L131 202V199H128L129 197L127 196V195H130L129 194V191L128 192L122 191V190L119 191V190L113 188L112 185H106V184H110L109 183V178H108V175L110 174L109 172L113 173L115 175V177L117 178V180L120 181V183H122V184L123 183L124 184L130 183V184H127V185H129L128 186V189H130V191H131V189L133 187H130V185L132 183H134L135 181H137V178L138 179H142V178H145L146 177V175L144 174V172L141 169L142 168V164H143V166L145 165V166H149V167H154L155 166L154 161L152 159V157H153V154H152L153 150L151 152L149 150L150 148H147L148 147L147 146V142L149 140H151L152 137L155 139V137L153 136V133L150 132L151 131L150 127L149 128L146 127L147 130L144 128V121H143V119L141 118V116L138 114V112L136 110H134L133 108H130V110ZM91 113H92L93 116L91 115ZM239 113H240V115H239ZM232 114H233V116H231ZM209 115H211V120H213V122L212 123H209V124H210L212 130L213 129H215V130H213V132H212L211 131V128H210V126L208 125L207 122L201 123L203 126H200L201 124H199V126H197V128L199 129V131L202 130L203 132L207 128L206 131H208V132L211 131L212 133H208V132L205 131V133H203L204 135L202 134V136L205 137V134H207L206 137H205V139H208V138H211L212 137L209 140L211 142L212 141L216 142V140L218 139L217 142L215 143V145H217V146L218 145L219 146L221 145L222 146L223 142L220 141V140H223L224 143H225L226 140L229 138V136H230V138H232L231 137V134L229 132L228 133L226 132L227 133V134H225L226 136L225 135L222 136V134L221 135L219 134V137H217L219 132L216 129L217 128V126L215 125L216 121H214L215 118L213 119V116L214 115L211 112H210ZM237 115H239L240 117L239 116L237 117ZM202 116H203V114H202ZM94 117H96V119ZM233 117H234L235 120H233ZM36 119H39V124H41L43 122V120H44V119H42L40 117H37ZM90 119H92V120H90ZM149 120H150V118H149ZM151 121H153V120L151 119ZM239 121H242V122L239 123ZM165 122L167 123V120L166 119L164 120V123ZM206 124L208 126H206ZM213 124H214V126H213ZM234 124L235 125H239V126L236 128V126ZM215 126H216V128H215ZM233 127H235V128H233ZM202 128L203 129L205 128V129L203 130ZM229 128H227V129H229ZM93 129L96 130L95 128H93ZM3 130H4V132L7 133V131H6L5 128ZM144 130H146V131L144 132ZM151 133H152V135H151ZM213 133H216L217 135H215ZM173 135L176 136L178 134H173ZM208 135H209V137H207ZM175 136H173V138H174L173 142L175 143L174 144L175 147L178 146V148L176 149V151H179V150H182L183 151V149H184L183 141H180V143H182V144H178L179 143V140H181L182 137L181 136H176V137H180V138H177L176 139ZM215 137L217 138L216 140H215ZM224 137H226L227 139L225 138L226 140H224ZM175 140H176V142H175ZM228 140L226 142V147H228V150H227V148H225L223 146H222V148H224L225 149V152L228 155H231V156H229L226 159L225 165L223 166V169H220V170L221 171L224 170L223 172H226L227 174H228V171H229V173H231V171H232L231 175H233L234 177L236 176V177L234 178L230 174H228V176H227V174L225 173L226 174L225 175L223 172L221 174L220 173L218 174L217 172H219L220 170L217 171V169L215 170V168H214V170H211V171L209 170V171L210 172L214 171L215 173H217V175H220L221 177L220 176H217L215 173L212 174L210 172H203V175L204 174H208V175L211 174L213 177H219L220 180L221 179H224L221 189H222V191L224 193L226 192L225 193L226 195H229L231 193V191H233V189L236 188V186L238 187V185L235 186V184H237V181L236 180L238 179V176H239V174H237V172H238V169H239V167L241 165L240 164L241 162H237L236 161V159L238 160L237 155H234V153H233V152H235V154H236V151H237V147L235 145L236 143L234 141H232L233 142V144H232L231 140H233V139H230L229 142H228ZM214 142H212V143L214 144ZM219 142H222V144L219 143ZM37 144H38V142H36L35 144H33V145L30 146L31 150L33 151V153H32V160H31L32 162H34L36 160V158H37L36 152H34V149L36 150ZM57 144L59 146H62V149H65V150L67 149L68 150V155L70 157H72L73 154H75V153H79V151H80L79 150V147L77 148V145L74 142H72L71 140L70 141L67 140L65 137H63L61 135H59L57 137ZM115 145H116V147H115ZM180 145H181L182 148L180 147ZM207 145H208V142L206 144H204V147L206 146V148H205L206 149L205 156L207 157L208 160H209V158H211V160H210V162H211L213 160L212 159V156H214V153L211 150L210 151L208 150ZM224 146H225V144H224ZM235 147H236V149H235ZM2 148H3V150H2ZM99 148H100V150L98 151ZM231 148H232V152H230L231 151L230 150ZM256 148H259V146L256 145ZM0 149L3 151L2 152L0 150V152H2V154L0 153V155H1L2 159L5 160V161L3 160V162L7 163V165L9 164L8 165L9 167L11 166L10 167L11 175L13 173L14 176H15V177H13V175H12L13 180H15V182H17V180H18L19 185H20L19 187L18 186H15L14 187V188H17L18 187L17 190L14 189L15 191H18V192H14V190H13L14 196L18 200L17 203L14 202V204H15V215L17 214L18 216H21L24 220H23V225H20V227L18 225H16V224L13 223L14 225L12 224V226H11V229L12 230L11 231L13 233V231L15 229L16 230V231H14V234L15 235H17L18 232H19V235H18L19 236V240L22 239L20 241L21 246H22V248L20 246L21 252H23L24 255L30 253L29 255L26 256L28 258V260L30 259L29 260V264H41L43 261H46L49 256H53V253H52L53 250L50 249L49 247L44 246L41 242H39V236H41L43 233H45L44 229L42 228V225L40 227V224L41 223H39V222L45 221L48 218L47 213H44L42 211V208L38 205L40 202H42L41 190L39 189V182H40V180H38V179H39V177H40V175H41V173H42V171L44 169V165L42 163L37 164V165H35L34 163H27L26 166H25V169H24L25 172L19 174L18 166L21 164V161L20 160H16L17 157L11 156L7 151H5L4 150V147L1 144H0ZM209 149H211V148H209ZM134 150H136V151H134ZM137 151H139V152H137ZM182 151H180V152H182ZM207 151H209V152H207ZM180 152H176V154H179ZM52 153L53 152H50V154H49V156L51 155L50 160H53V157H52L53 154ZM161 153L162 152H160L159 154L161 155ZM164 153L165 152L162 153L163 154V157L166 160H168L169 157H167L166 156V153L165 154ZM211 153H213V155ZM231 153H233V154H231ZM261 153H262L261 154V159L262 160H260L258 162L259 164H260V162L261 163H264V161H263L264 160V156H263L264 155V151H262ZM136 154H137V156H136ZM6 155H7V157H6ZM129 155L131 156V158H130ZM134 156H136L137 158L139 156V159L140 160L137 159ZM208 156H209V158H208ZM262 156H263V158H262ZM13 157H14V159H13ZM33 157H36V158H33ZM232 158H235L234 159L235 162L232 160ZM148 159H151V160H148ZM141 161H143L142 164H141ZM238 161H240V160H238ZM144 162H146V164ZM52 163L54 164V161ZM134 163H136V164H134ZM226 164H229V165L227 166ZM236 164L238 166H235ZM230 165H232V166H230ZM229 166H230V169H229ZM213 167H212V169H213ZM225 167H227V169H229V170L227 171V169ZM231 167L233 168L232 170H231ZM260 167H261L260 165L257 166L256 167V171H258V170L262 171L260 169ZM257 168H258V170H257ZM122 172H124V174ZM233 172H234V174H233ZM256 173H258V176L257 177H259V174L261 173L260 174V176H261L262 173H263V171L262 172H256ZM130 178L131 179L134 178V181L132 180V181L129 182V179ZM231 178H232V180H234L236 182L235 183H234V181L228 182L229 180H231ZM127 179H128V182L121 181V180L127 181ZM230 183H231V185H229ZM263 183H264V180H263ZM263 183H262V185H264ZM21 187L24 188V189H22ZM25 187H27V188H25ZM232 187H233V189H232ZM263 188H264V186H263ZM18 189L21 190V191L19 192ZM144 191H146V190H139L137 197L140 195L141 192H143V195H145V192ZM227 191H229L230 193H228ZM241 191L243 192V193L241 192L242 195L240 196V197L243 196L241 198V202L243 201L242 204L244 206H246L247 205V203H246L247 202L246 201L247 199H245V198H246L247 193L243 189H241ZM262 191L264 193V189H262ZM107 194L110 195V196H108ZM109 198L112 199V200H110ZM126 198H127V201H125ZM23 199H25V200H23ZM242 199H244L245 202ZM26 202H28L27 205L30 208L29 207L26 208L28 210H27V212H24V211H26V209H25V207L27 206L26 205ZM127 204H128V202H127ZM220 204H222V203H220ZM31 207H33V208H31ZM222 207L225 208L224 205H222ZM142 208H139V209L141 210ZM147 208H149V209L147 210ZM256 209H257L256 214H258V213L260 214L261 213V210L263 208H261V207L258 208L257 207ZM34 210H36V211H34ZM96 210H97L96 215H98V216H96V215L94 216V213L96 212ZM156 210L158 211V214H157L158 218H153L152 216L154 215V213H155ZM38 212H39V214H38ZM105 213H106V216H105V221L106 222L105 221L103 222V220L99 219L100 218L99 216L102 215V214H105ZM25 214H27V215H25ZM36 214H38V216L40 218ZM139 214H140V216H139ZM144 214H147V215L149 214L148 215L149 217L152 215L150 217L151 220L148 219L147 221H145L144 219L142 220V219L139 218V217L143 218V215ZM113 215L116 217V219H114V220L112 219ZM257 216H258L259 219L257 218V222H255L253 225L248 224V221H246L244 219H241L239 217H237V218L235 217L236 219H235V221L233 220L234 222L232 224L235 223V226H237L236 227L237 228V232H236V234H233L234 236L232 235V230H231V232H229V229H230L229 227H231V225L228 224V223H225V225L223 227H219V228H216V229L210 228V230H213L212 233H210V234H211L212 238L215 240V245L209 246L210 251L215 250L218 246H220L219 252H217L215 255L213 253L211 255L210 259L212 261H214V263L216 262L215 259H219L218 264H220V263L221 264H230L231 261L228 259V256L232 255V256L235 257L234 258L236 260L235 264H238V260H240V263L239 264H253L255 262H258L256 264H264L263 263L264 262V231H263V229H261L262 227H259V226H261V224L258 223V222L261 221V217L263 216V214L260 215L261 217H259V215H257ZM25 217H27V218H25ZM93 217H95V218L97 217L98 220L97 219L95 220V218H93ZM115 217H113V218H115ZM9 218H11V216ZM110 218L112 219V221H111ZM121 219H123V220H121ZM130 219H133V220H130ZM134 219H135V221H134ZM139 219L142 220V221H139ZM164 219H165V217H164ZM37 220H39V221L36 223ZM117 220L120 221L119 222L120 224L117 222ZM96 221H98V222H96ZM28 222H29V224H28ZM129 222L130 223L132 222V224H129ZM140 222H142L141 223V225H142L141 227H140ZM97 223H99V224H97ZM137 223H139V224H137ZM36 224H38V226ZM113 224H115V225H113ZM129 225L131 226V228L128 227ZM135 225H138L139 227L136 226L137 229L135 228V231H134L133 229H134ZM208 225L209 224H208L207 221H205V220L203 221V220L200 219V220H198V223L196 222L195 229L198 230L200 232V234L204 236L205 233L209 229ZM16 227L17 228H20L21 230L19 229V231H18ZM37 227L39 228L38 233H37V229H38ZM109 227H111V228H109ZM40 228H41V230H40ZM95 229H97V230H95ZM143 231H144V235L142 233ZM28 232H29V234H28ZM33 233L36 234V235H34ZM98 233H99V235L100 234H103V235H101L102 239L100 238V236H98ZM21 234H22V236H21ZM127 234H129V235H127ZM164 234H166V235H164L163 238H165L168 235V233H166V232ZM138 235H140V238L138 237ZM161 235H163V234H161ZM28 236H30V237H28ZM36 236H37V238H36ZM134 236H136L139 241L137 239L135 240L136 237L134 238ZM142 236H144V237H142ZM157 236H158V234L156 235V237ZM230 236H231V239H230ZM34 237L36 238V240H34ZM125 237H128V238L125 239ZM145 237L146 238L149 237L150 240L149 241L147 240L148 242L143 243L144 240L146 239ZM232 237H234L235 239H238V242H235L237 244L234 243V240L235 239L232 238ZM109 238H114V239H109ZM141 238H143V239H141ZM170 238L173 239V241L176 239L175 240V243L177 242V240H178V242L181 241V239L178 238V236H174L172 234L170 235ZM93 239H95V240H93ZM103 239H104V241H103ZM79 240H80V242H79ZM35 241H37V242H35ZM92 241H95V242H92ZM100 241H103L102 242V245L100 244ZM117 241H120V244H118L119 242L117 243ZM115 242L118 245L117 244L115 245ZM229 242H231V243H229ZM93 243H95L96 245L94 244V246H92ZM126 244H124V245H126ZM178 244H179V246H181L180 243H177V245ZM233 244L234 245H237L239 248L237 249V248L234 247V249H232L233 248ZM228 245H229V247H228ZM231 246H232V248H231ZM23 247H25V248H23ZM94 247H97V248H94ZM38 248H39V250H38ZM178 249H179L178 250L179 254H183V253L189 254L188 251H186V250L184 251V249L182 248V246L179 247ZM27 250L29 251V253H28ZM93 250H94V252H93ZM35 254H37V256ZM32 260H34V262ZM169 260L170 259H168V261ZM254 260H256V261H254ZM250 261H251V263H250ZM60 262H62V264H69V258L66 257L65 261H61L60 260ZM101 262H104V263H101ZM172 264H176V263L172 261ZM177 264H179V263L177 262ZM188 264H199V263L198 262H195L194 259H192V260H190L188 262ZM215 264H217V263H215Z\"/></svg>",
  "mask_w": 264,
  "mask_h": 264
}]
</instances>
